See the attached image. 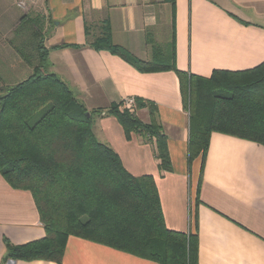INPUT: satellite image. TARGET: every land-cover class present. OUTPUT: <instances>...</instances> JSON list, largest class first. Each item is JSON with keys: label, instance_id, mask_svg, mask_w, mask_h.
Returning <instances> with one entry per match:
<instances>
[{"label": "crops", "instance_id": "obj_1", "mask_svg": "<svg viewBox=\"0 0 264 264\" xmlns=\"http://www.w3.org/2000/svg\"><path fill=\"white\" fill-rule=\"evenodd\" d=\"M29 18L49 49L46 70L88 109L127 97L157 105L171 171H160L152 144L139 133L127 139L115 116L96 118L94 132L133 175L154 177L168 229L195 231L197 216L198 264H264V145L212 132L205 161L189 162L190 111L177 73L142 72L94 46L109 26L112 41L142 60H175L179 69L204 77L249 69L264 61V0H34L26 10L17 0H0V93L33 72L17 47L32 39L34 27L14 34ZM137 115L150 121L147 108ZM45 234L32 193L11 187L0 173V264H161L75 235L61 263L3 262L6 240L24 244Z\"/></svg>", "mask_w": 264, "mask_h": 264}, {"label": "trees", "instance_id": "obj_2", "mask_svg": "<svg viewBox=\"0 0 264 264\" xmlns=\"http://www.w3.org/2000/svg\"><path fill=\"white\" fill-rule=\"evenodd\" d=\"M36 21L27 19L14 34L19 36L28 24L37 27ZM35 27L32 39L17 47L33 67L32 74L0 93V173L11 187L32 193L46 234L24 244L6 240L3 262L61 263L67 240L75 235L161 264H198L197 216L195 231L168 229L154 177L133 175L117 151L94 132L96 118L115 116L127 139L139 133L152 144L160 171H171L157 105L138 98L134 111L123 102L88 109L65 81L46 70L49 49ZM94 46L142 72L177 73L190 111L189 162L197 157L205 161L212 132L264 145V61L204 77L179 69L175 60L167 64L137 58L112 41L109 26ZM143 108L148 109L149 122L137 115Z\"/></svg>", "mask_w": 264, "mask_h": 264}, {"label": "built area", "instance_id": "obj_3", "mask_svg": "<svg viewBox=\"0 0 264 264\" xmlns=\"http://www.w3.org/2000/svg\"><path fill=\"white\" fill-rule=\"evenodd\" d=\"M34 0H17V4L26 10L30 3ZM123 105L126 106L131 111H134L136 108V99L134 97H127L123 100Z\"/></svg>", "mask_w": 264, "mask_h": 264}, {"label": "rangeland", "instance_id": "obj_4", "mask_svg": "<svg viewBox=\"0 0 264 264\" xmlns=\"http://www.w3.org/2000/svg\"><path fill=\"white\" fill-rule=\"evenodd\" d=\"M21 38H23V37H21ZM25 38V37H24ZM159 62H161V63H166V60H160Z\"/></svg>", "mask_w": 264, "mask_h": 264}, {"label": "water", "instance_id": "obj_5", "mask_svg": "<svg viewBox=\"0 0 264 264\" xmlns=\"http://www.w3.org/2000/svg\"><path fill=\"white\" fill-rule=\"evenodd\" d=\"M86 114H87V116H91L90 112H87Z\"/></svg>", "mask_w": 264, "mask_h": 264}]
</instances>
